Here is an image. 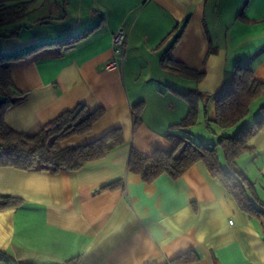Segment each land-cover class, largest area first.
I'll use <instances>...</instances> for the list:
<instances>
[{
    "label": "crops",
    "instance_id": "crops-1",
    "mask_svg": "<svg viewBox=\"0 0 264 264\" xmlns=\"http://www.w3.org/2000/svg\"><path fill=\"white\" fill-rule=\"evenodd\" d=\"M15 29L17 35L0 37V54L89 33L59 58L12 70L21 98L7 109L6 124L32 133L84 104L103 108L102 116L63 145L90 142L112 128L121 129L123 143L75 171L0 167V195L21 199L0 209V264H70L74 258V264H168L187 250L198 259L183 264H264V216L240 210L202 162L178 178L162 173L151 182L127 166L132 147L146 154L167 149L170 132L212 143L230 133L213 123L212 132L205 130L210 136H194L192 129L205 124L204 108L214 117L211 96L236 62L264 82V0H32L28 13L0 34ZM119 29L127 32L125 57L119 68L107 67ZM170 60L201 76L182 77ZM134 65L149 83L143 90L127 82ZM192 89L208 97L195 125L176 128L188 112L178 92ZM140 101L141 123L133 130L132 105ZM262 105L264 95L248 114L255 118ZM247 145L252 150L236 163L264 204V129ZM219 163L227 169L220 151ZM114 182L116 188L102 189Z\"/></svg>",
    "mask_w": 264,
    "mask_h": 264
},
{
    "label": "trees",
    "instance_id": "trees-1",
    "mask_svg": "<svg viewBox=\"0 0 264 264\" xmlns=\"http://www.w3.org/2000/svg\"><path fill=\"white\" fill-rule=\"evenodd\" d=\"M31 3L32 0H0V27L26 15ZM88 33L89 31L56 42L39 44L24 51L0 54V167L20 171L36 168L53 172L75 171L90 161L100 159L112 148L123 143L121 129L112 128L90 142L64 146L63 142L69 137L88 133L93 123L103 114V108L90 110L84 104H77L73 109L63 111L32 133L16 131L4 120L7 109L21 98L11 79L12 70L33 62L59 58ZM14 35H17V29L0 34V37L8 38ZM170 64L182 77L201 76V73L186 68L181 63L170 60ZM229 74L223 87L211 96L214 100V117L209 118L204 108L205 124L210 132L212 128L209 123L223 130L234 127L248 114L251 102L264 95V82L257 80L246 64L236 62ZM178 93L188 104V112L174 126H193L197 123L199 104L208 96L194 89ZM143 107V101L132 105L133 130L141 123ZM262 129L264 105L260 106L258 117L250 125L239 127L231 135H220L214 143L194 141L188 136L170 132L164 136L168 143L167 149L156 148L146 154L132 147L127 166L129 171L140 174L145 182H151L162 173L178 178L191 165L202 162L209 175L218 179L234 198L240 210L249 215L264 216V212L255 205L264 204L257 197L254 184L236 163L239 155L252 150L247 143ZM219 151L227 169H223L219 163ZM117 185V182L110 183L102 189H113ZM20 203L21 199L17 197L0 195V209L16 207ZM197 259L198 255L194 250H187L171 259L168 264H183ZM74 262L75 258L69 261L70 264Z\"/></svg>",
    "mask_w": 264,
    "mask_h": 264
},
{
    "label": "rangeland",
    "instance_id": "rangeland-1",
    "mask_svg": "<svg viewBox=\"0 0 264 264\" xmlns=\"http://www.w3.org/2000/svg\"><path fill=\"white\" fill-rule=\"evenodd\" d=\"M127 51V50H126ZM142 70H143V68L142 67H135V65L132 67V72H131V74L128 76V78H127V82L129 81V85H131L132 84V82L133 81H135L136 82V85L135 86H137L138 88H139V90H143V88H144V85H146V83L148 84V86H149V83L148 82H146V80H145V77H144V75H143V73H142ZM258 116H256L255 118L254 117H252V115L249 113L247 116H245L244 117V124H245V126H247V125H250L256 118H257ZM247 119H248V121H247ZM250 119V120H249ZM235 128V127H234ZM193 130V135L195 136V135H200V134H205L206 136H210L208 133H206L205 132V130H206V125L204 124V123H199L198 125H197V127H195V129H192ZM229 130H230V133H228L229 135H231V134H233L235 131L233 130V127L232 128H230V129H226V131H224V132H229ZM189 137V136H188ZM192 136H190L189 138H191ZM198 137V136H197ZM191 139H193V138H191ZM194 141H200V140H196V139H193ZM206 143H212V142H206ZM240 156V155H239Z\"/></svg>",
    "mask_w": 264,
    "mask_h": 264
},
{
    "label": "built area",
    "instance_id": "built-area-1",
    "mask_svg": "<svg viewBox=\"0 0 264 264\" xmlns=\"http://www.w3.org/2000/svg\"><path fill=\"white\" fill-rule=\"evenodd\" d=\"M127 41V32L123 29L117 30L111 38V43L114 46V57L107 67H120L125 57ZM7 264H21L18 260L13 259L8 261Z\"/></svg>",
    "mask_w": 264,
    "mask_h": 264
}]
</instances>
